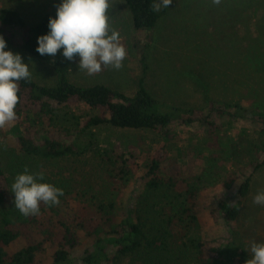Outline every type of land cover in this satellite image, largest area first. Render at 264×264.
Listing matches in <instances>:
<instances>
[{
  "label": "trees",
  "instance_id": "1",
  "mask_svg": "<svg viewBox=\"0 0 264 264\" xmlns=\"http://www.w3.org/2000/svg\"><path fill=\"white\" fill-rule=\"evenodd\" d=\"M123 2L138 31L154 29L166 13L159 0ZM67 34L58 14L46 13L28 24L17 10L0 9L2 40L48 62L56 74L51 85L38 84L26 74H0V121L12 132L9 144L18 173L9 177L0 168V264H118L134 254L150 258L152 264L171 259L180 264L183 250L192 254V264H248V254L233 241L222 247L197 233L203 180L192 151L202 157L201 149L180 150L167 165L158 153L147 171L137 175L136 151L110 143L100 149L95 129L109 125L150 130L168 139L172 126L200 125L225 156L230 147L225 148L217 131L223 130L230 142L229 132H237L240 139L251 130L253 144L237 140L240 149L250 150L249 163L228 173L215 200L204 207L214 222L229 223L238 217L253 174L264 166V114L238 101L209 98L203 109L165 105L145 89L142 79L131 95L104 84H74L68 70L78 54L69 50V43L78 34ZM81 105L98 113L74 114L71 109ZM61 108L68 109L65 115L73 127L57 126ZM88 153L99 159L105 185L118 197L89 189L84 201L72 204V191L64 183L33 177L39 160ZM146 220L155 231L147 229Z\"/></svg>",
  "mask_w": 264,
  "mask_h": 264
},
{
  "label": "rangeland",
  "instance_id": "2",
  "mask_svg": "<svg viewBox=\"0 0 264 264\" xmlns=\"http://www.w3.org/2000/svg\"><path fill=\"white\" fill-rule=\"evenodd\" d=\"M159 1L166 13L148 31L133 28L123 0H0V9L17 10L28 24L46 13L62 17L67 36L78 34L69 43V50L78 54L68 70L74 84H104L131 95L142 79L145 89L165 105L203 109L209 98L238 101L264 114V0ZM3 73L26 74L41 85H51L56 79L48 62L6 44L0 37V74ZM67 110L56 112L57 126L73 127L65 115ZM71 110L76 115L98 113L85 105ZM95 131L100 149L110 143L136 151L137 175L147 171L151 157L158 153H163L167 165L168 159L176 157L180 150L201 149L202 157L199 151H192L203 180L196 213L201 227L197 233L216 240L222 247L233 241L248 254V264H264V166L253 174L249 192L239 203L236 221L216 223L204 213L228 173L249 163L250 150L240 149L237 140L253 144L252 139H256L251 130L246 134L249 136L240 139L237 132H229L230 142L223 130L217 131V138L228 145L225 148L230 147L228 157L216 150L218 145L200 125L172 126L168 139L150 130L109 125ZM12 136L0 121V168L9 177H16V160L9 144ZM96 158L88 153L56 161L39 160L33 177L64 183L72 191V204L84 201L82 195L91 193L89 189L118 197L107 189ZM103 186L105 190L98 188ZM152 223L146 220L148 230L154 228ZM192 257L183 250L179 253L180 264H192ZM173 263V259L168 261ZM118 264L152 263L150 258L134 254Z\"/></svg>",
  "mask_w": 264,
  "mask_h": 264
}]
</instances>
